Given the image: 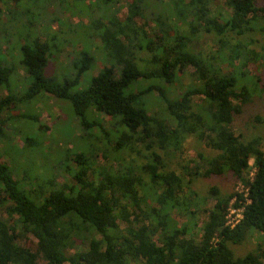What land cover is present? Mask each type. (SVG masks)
Instances as JSON below:
<instances>
[{
    "label": "trees",
    "instance_id": "16d2710c",
    "mask_svg": "<svg viewBox=\"0 0 264 264\" xmlns=\"http://www.w3.org/2000/svg\"><path fill=\"white\" fill-rule=\"evenodd\" d=\"M0 1L9 9V19L0 22V44L9 36L24 39L7 57L0 53V90H6L0 114L48 93L70 102L81 119L80 137L98 146L89 142L88 150L81 146L64 154L63 148L60 156L70 164L60 162L37 182L17 179L0 154V264H264V242L243 256L228 245L242 242L251 229L264 236V134L247 128L264 131V114L250 116L243 130L233 125L248 103L264 98V81L247 70L264 61V0H224L225 11L217 0H72L88 22L67 24L82 30L103 58L101 70L77 91L71 88L95 63L91 52L72 55L71 76L59 77L51 68L45 74L54 41L64 35L61 26L50 30L49 22H62L55 8L52 14L47 8L66 0ZM120 3L126 8L122 18L116 16ZM146 25L153 32L159 28L157 46ZM143 50L148 59L138 55ZM225 63L236 69L224 70ZM189 67L186 84L180 75ZM17 68L27 83L15 91L11 75ZM98 115L110 117L112 131ZM185 134L215 152L198 155L204 167H193V173L228 172L241 190L219 196L212 186L200 197L174 171L161 170L155 152L141 163L125 162L126 154L111 156L132 141L164 148ZM24 143L31 147L33 138L24 137ZM208 196L214 203L202 209L207 218L199 227L192 223L198 237L183 236L187 228L176 225L172 212L193 216L197 200ZM229 207L240 210L233 226L226 224ZM29 235L36 252L22 243Z\"/></svg>",
    "mask_w": 264,
    "mask_h": 264
},
{
    "label": "rangeland",
    "instance_id": "374dc122",
    "mask_svg": "<svg viewBox=\"0 0 264 264\" xmlns=\"http://www.w3.org/2000/svg\"><path fill=\"white\" fill-rule=\"evenodd\" d=\"M71 1L72 0H66L56 6L52 5L47 8V11L50 14H52L55 8L56 15L61 19V22L65 24V26L62 27L63 24L57 21L49 22L48 26L52 32L58 30L61 26V28L64 29L62 32L64 35L54 41L56 47H54V51L51 50L50 62L47 70H45V74L47 75L48 69L51 68L59 77L71 76L73 75V69L71 67L72 55L78 53L81 49L91 52L94 56L95 63H93L88 70L83 72L79 83L71 88V91H77L86 87L89 84L91 77L101 70L103 58L98 54L100 51L99 48H97L89 38L85 37V33H83L82 30L71 29L72 27H69L71 24H86L88 22V17L83 14V12L78 11ZM217 1L219 2L218 8L221 7L222 10H227L224 6V0ZM118 8L119 11L116 16L122 18L126 11L125 5L120 3ZM0 9L2 10L0 13V22L4 23L9 19L7 16L9 9L2 5V1H0ZM177 23L180 22L177 21ZM150 26L148 27L146 25L144 26V29L147 36L153 41L154 44H152L154 46L158 41L156 33L159 28L153 32L150 29ZM32 32L35 35V31ZM169 32H171V29H168L167 33ZM15 34L18 35L17 32ZM66 35H70L71 38H68ZM80 38L82 40L81 43ZM23 40V38H18V36L15 35L9 36V39L3 40L4 42L0 44V53H3V55H6L7 57V54L16 50V44L18 49L19 44L24 42ZM199 40L202 41L203 38L201 37ZM65 41L68 42L64 43ZM139 52L138 55L142 58H147L149 56L146 50ZM96 54L99 59L96 58ZM98 61L101 63H97ZM223 68L224 70L227 69L228 71H234L236 66L231 63H225L223 64ZM247 70L250 74L258 75L262 81H264L263 60L257 61L254 65H249ZM184 71L185 73L182 76L180 75V78L187 84L190 81L189 74L192 69L189 67ZM26 78V74L22 69L17 68L15 72L12 73L11 85L14 87L15 91L22 90L26 86ZM154 81L155 79L153 78L147 80L139 79L135 84L132 83L129 86L130 88L128 87L126 91L135 88V85L139 82H146L149 84ZM5 93L6 90H0V95H5ZM147 97L150 103L153 104L152 95L149 94ZM88 112L86 113L87 118ZM24 113L27 114L28 117H21ZM255 114H264V98H254L244 107L242 113L237 115L234 119L233 125L235 129L241 128L243 130L245 123L248 122L250 116ZM31 115L33 118H29ZM98 116L104 128L108 131H112L110 117L105 115ZM79 119L80 117L74 113L69 101L58 99L48 93H40L33 98L31 102L25 104L24 107L18 106L11 109L8 108L0 114V134L1 132L3 133V135L0 136V154L2 155L3 160L13 167L12 170L17 179H22L24 182L26 180H31L32 182L42 181L45 177L50 176L52 171L57 170L55 167L60 164V162V165L66 166V164H70L69 158H63V160L60 156V152L63 148H68L63 151L64 154L66 150L72 151L81 146L86 148L85 150H88V148H90L89 142H91L94 147H98L94 140H87V136H83V139L80 137L81 119ZM247 128L248 132L254 134L260 133V135L264 134L263 130L259 131L258 128H255L252 125ZM94 130L96 129L94 128ZM87 131H92V127L90 129L88 128ZM95 132H97V130ZM10 135H13V138L8 140ZM24 137L33 138V145L27 149H25L27 145L24 143ZM126 150L125 146L116 152L111 151V156L115 157L118 153L122 155L126 154L124 159L125 162L133 159L136 163H141L146 162L155 152L160 155V169L164 171H174L182 178L183 183L186 184V188H190L197 196H207L208 191L212 186L218 189L219 196H226L235 190H241L240 185H238L237 182H234L232 175L228 172L219 174L215 173L207 177L198 176L193 173V167L198 166V169L201 168L199 170H203L204 167L202 160H197L198 155L201 154L202 157L209 158L215 154L214 151L208 148L204 142L198 140L193 134H185L180 142L175 141L174 144L168 145L164 148L154 145L150 148H146L141 143L132 141L128 150ZM96 159L101 160L99 153L96 155ZM56 180H58V182H63V178L60 176H57ZM197 202L199 208L195 207V214L193 216L183 211L176 210L172 212V217L176 225L179 228H187L186 233H184L183 236L188 237L192 235L198 237V228L193 227L192 223H196L199 227L201 222L207 218L206 212L202 209H210L214 200L208 196L206 202H201L199 199ZM123 225L124 224L121 223V226ZM263 242V234L257 230L251 229L242 242H229L228 245L235 256H243L254 251L256 247ZM22 243H24L29 249L35 252L37 251L35 239L32 236H27ZM71 252L72 249L68 247L65 248V253L67 255Z\"/></svg>",
    "mask_w": 264,
    "mask_h": 264
},
{
    "label": "built area",
    "instance_id": "2783aa9c",
    "mask_svg": "<svg viewBox=\"0 0 264 264\" xmlns=\"http://www.w3.org/2000/svg\"><path fill=\"white\" fill-rule=\"evenodd\" d=\"M239 218H240V210L233 207H229L228 213L226 215V224L233 226L234 224H236Z\"/></svg>",
    "mask_w": 264,
    "mask_h": 264
}]
</instances>
